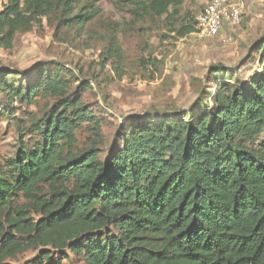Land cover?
Returning a JSON list of instances; mask_svg holds the SVG:
<instances>
[{
	"label": "trees",
	"instance_id": "trees-1",
	"mask_svg": "<svg viewBox=\"0 0 264 264\" xmlns=\"http://www.w3.org/2000/svg\"><path fill=\"white\" fill-rule=\"evenodd\" d=\"M5 1V50L42 18L82 30L96 14L82 0ZM121 1L134 20L163 18L180 39L196 33L194 15H181L186 0ZM252 48L258 71L247 83L215 67L211 107L133 120L105 152L100 120L81 102L89 85L72 87L56 66H37L29 87L1 71L10 108L54 103L20 127L32 146L0 166V264L26 251L37 252L29 264H61L64 251L83 264H264V36ZM106 55L122 61L115 39ZM12 112L0 110L15 121Z\"/></svg>",
	"mask_w": 264,
	"mask_h": 264
},
{
	"label": "rangeland",
	"instance_id": "rangeland-1",
	"mask_svg": "<svg viewBox=\"0 0 264 264\" xmlns=\"http://www.w3.org/2000/svg\"><path fill=\"white\" fill-rule=\"evenodd\" d=\"M209 2L186 0L181 15L196 17ZM231 2L241 11L239 25H225L220 37L213 39L195 34L180 39L163 18L134 20L130 7L121 0H82L81 7L96 11L82 30L68 23L59 25L55 15L42 18L30 31L17 33L9 50L0 47V72L14 75V86L29 87L38 82L37 66L46 70L56 66L63 68L72 87L89 85L81 102L100 120L105 152L119 130L133 120L169 122L203 110L199 105L211 107L209 98L217 86L212 75L215 67L244 83L258 71L252 47L264 36V0ZM5 3L0 0V11ZM113 39L122 52L118 63L106 55ZM223 80L218 77L219 82ZM8 103L6 93L0 92V110L13 111L16 119L0 114V166L14 158L22 145L32 146L33 138L21 136L20 127L28 129L32 119H41L54 100L42 96L28 106L11 108ZM77 139L81 148L87 131L83 129ZM36 253L26 251L3 264H29ZM64 253L61 264H83L68 251Z\"/></svg>",
	"mask_w": 264,
	"mask_h": 264
},
{
	"label": "built area",
	"instance_id": "built-area-1",
	"mask_svg": "<svg viewBox=\"0 0 264 264\" xmlns=\"http://www.w3.org/2000/svg\"><path fill=\"white\" fill-rule=\"evenodd\" d=\"M241 20V11L231 0H210L195 17V29L199 38L220 37L225 25L237 26Z\"/></svg>",
	"mask_w": 264,
	"mask_h": 264
}]
</instances>
